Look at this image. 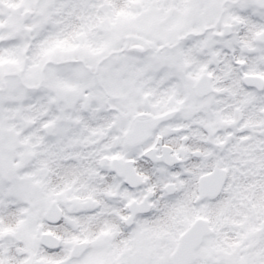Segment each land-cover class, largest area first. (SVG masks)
Wrapping results in <instances>:
<instances>
[{
    "label": "snow or ice",
    "instance_id": "6c2138e0",
    "mask_svg": "<svg viewBox=\"0 0 264 264\" xmlns=\"http://www.w3.org/2000/svg\"><path fill=\"white\" fill-rule=\"evenodd\" d=\"M0 264H264V0H0Z\"/></svg>",
    "mask_w": 264,
    "mask_h": 264
}]
</instances>
